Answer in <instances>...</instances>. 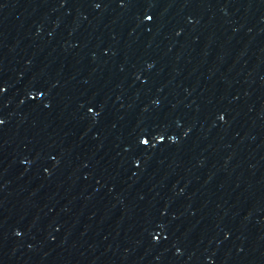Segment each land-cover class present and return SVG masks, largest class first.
Returning <instances> with one entry per match:
<instances>
[{
  "label": "water",
  "instance_id": "95a60500",
  "mask_svg": "<svg viewBox=\"0 0 264 264\" xmlns=\"http://www.w3.org/2000/svg\"><path fill=\"white\" fill-rule=\"evenodd\" d=\"M0 264H264V0H0Z\"/></svg>",
  "mask_w": 264,
  "mask_h": 264
}]
</instances>
